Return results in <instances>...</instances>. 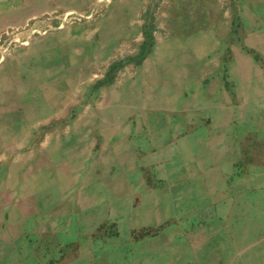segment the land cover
<instances>
[{"label": "crops", "instance_id": "0c3cea01", "mask_svg": "<svg viewBox=\"0 0 264 264\" xmlns=\"http://www.w3.org/2000/svg\"><path fill=\"white\" fill-rule=\"evenodd\" d=\"M135 1L0 0V264H260L264 0L147 52Z\"/></svg>", "mask_w": 264, "mask_h": 264}, {"label": "rangeland", "instance_id": "374dc122", "mask_svg": "<svg viewBox=\"0 0 264 264\" xmlns=\"http://www.w3.org/2000/svg\"><path fill=\"white\" fill-rule=\"evenodd\" d=\"M133 12L136 11L138 15H141V20L144 23L145 31V46L144 50L150 51L151 44L154 42H162L168 38V36L180 35L184 29L195 30L207 27H242L246 19L242 18L246 16L248 11V5L242 0H207V3L187 1V0H136L132 4ZM200 12H208L213 14L220 12L221 15L226 14L227 19L220 20L218 24L214 20L210 25V21H202L199 19ZM186 14V16H184ZM242 15V17L240 16ZM191 33V32H190ZM164 50L161 55L166 54ZM104 135L106 133H100ZM112 134H125V133H107ZM108 139V138H107ZM106 153L113 151L114 148H106ZM108 151V152H107ZM82 232V231H81ZM260 264H264V245L262 253L260 254ZM64 264H70L66 262Z\"/></svg>", "mask_w": 264, "mask_h": 264}]
</instances>
